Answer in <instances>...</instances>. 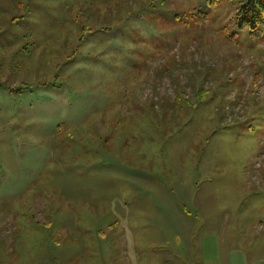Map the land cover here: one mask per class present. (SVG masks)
<instances>
[{
    "label": "rangeland",
    "instance_id": "1",
    "mask_svg": "<svg viewBox=\"0 0 264 264\" xmlns=\"http://www.w3.org/2000/svg\"><path fill=\"white\" fill-rule=\"evenodd\" d=\"M211 5L0 0V264L264 260V26Z\"/></svg>",
    "mask_w": 264,
    "mask_h": 264
},
{
    "label": "trees",
    "instance_id": "2",
    "mask_svg": "<svg viewBox=\"0 0 264 264\" xmlns=\"http://www.w3.org/2000/svg\"><path fill=\"white\" fill-rule=\"evenodd\" d=\"M238 2L237 26L249 29L251 35L262 33L264 26V0H233ZM214 6L219 0H210Z\"/></svg>",
    "mask_w": 264,
    "mask_h": 264
},
{
    "label": "crops",
    "instance_id": "3",
    "mask_svg": "<svg viewBox=\"0 0 264 264\" xmlns=\"http://www.w3.org/2000/svg\"><path fill=\"white\" fill-rule=\"evenodd\" d=\"M232 254V253H231ZM225 247L220 248L215 243L211 242L208 246V251L205 254L204 248L201 251L202 264H264V260L246 263H243L240 260L235 259L233 262V257ZM192 264H199L198 258L196 260L191 259Z\"/></svg>",
    "mask_w": 264,
    "mask_h": 264
}]
</instances>
